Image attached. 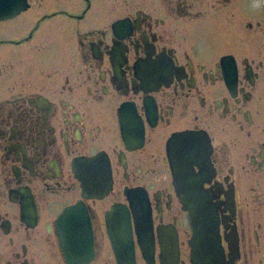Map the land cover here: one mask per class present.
<instances>
[{"label": "flooded vegetation", "instance_id": "1", "mask_svg": "<svg viewBox=\"0 0 264 264\" xmlns=\"http://www.w3.org/2000/svg\"><path fill=\"white\" fill-rule=\"evenodd\" d=\"M25 1L0 16V264H192L193 157L225 264H264V0Z\"/></svg>", "mask_w": 264, "mask_h": 264}, {"label": "bare ground", "instance_id": "2", "mask_svg": "<svg viewBox=\"0 0 264 264\" xmlns=\"http://www.w3.org/2000/svg\"><path fill=\"white\" fill-rule=\"evenodd\" d=\"M26 6V1L25 0H0V16L3 15H7V14H12V13H17L19 12L23 7ZM193 136L192 134H185L184 139H187L185 144H187V151L192 150L193 152L196 149V146L194 144V140H193ZM196 158L193 157L191 161H187V163L181 164L182 166H179L178 170L175 171V175H176V185L178 187L179 190L185 192V197L187 198L186 201H184V203H186L188 201V188H186V186L189 185V183L187 184V182H185V180L189 179V176H193L192 179L195 180V186L189 190L191 191L190 193L197 196V203H199L200 206L204 205V208H201L202 211V216L199 219V224H196L194 226L193 222H192V217H191V213L189 211V208L187 207L186 204V209L189 212V218L191 221V226H192V230H193V238H194V231H199L203 236L205 234V231L207 229V231L209 230L210 232H213V235L210 234V239H208V241L214 242L215 241V237H216V229L214 228L213 225L209 226L207 224H209L210 220H209V214L214 210L213 209V204H212V200L209 199V197L205 194L201 201V199H199L200 197H198L197 193H193L198 191V189H200V186L197 183L198 180V176L196 175L197 173L194 172L193 170V165L196 164ZM187 171L192 172V173H187ZM208 172H210V168L206 169L205 173L207 174ZM200 196V195H199ZM207 202V203H206ZM215 235V237H213ZM193 241L194 239L191 241V245H193ZM221 246V245H220ZM193 248V246H192ZM222 251V250H221ZM193 258L191 261H193L194 259V253L192 254ZM223 264H225V261L223 259Z\"/></svg>", "mask_w": 264, "mask_h": 264}, {"label": "water", "instance_id": "3", "mask_svg": "<svg viewBox=\"0 0 264 264\" xmlns=\"http://www.w3.org/2000/svg\"><path fill=\"white\" fill-rule=\"evenodd\" d=\"M187 173H192L187 171ZM192 175L189 176L188 180H185L187 184L189 183L186 188L191 190L195 186V180L192 179ZM188 190V201L186 202L187 207L189 208V211L191 213L192 222L194 226L196 224H199V219L202 216L201 208H204L203 206H200L199 203H197L196 199L197 196L191 194ZM212 213V212H211ZM213 215V214H212ZM205 237V236H203ZM215 237V235H214ZM194 241H193V253H194V259L192 261V264H223V253L221 251L220 241L215 237L214 242H206L208 240H200V232L194 231Z\"/></svg>", "mask_w": 264, "mask_h": 264}]
</instances>
